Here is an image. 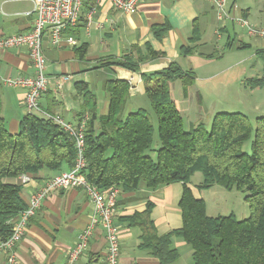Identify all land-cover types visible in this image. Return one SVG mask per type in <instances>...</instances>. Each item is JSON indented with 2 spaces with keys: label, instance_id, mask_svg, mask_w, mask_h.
I'll use <instances>...</instances> for the list:
<instances>
[{
  "label": "crops",
  "instance_id": "1",
  "mask_svg": "<svg viewBox=\"0 0 264 264\" xmlns=\"http://www.w3.org/2000/svg\"><path fill=\"white\" fill-rule=\"evenodd\" d=\"M226 8L232 10L235 16H244L254 26L259 27L264 23V0H226ZM33 9L34 4L30 1L0 0V37L29 31L34 20ZM162 25H169L170 28L158 40L154 27ZM196 26L200 29L201 41L194 44L191 38ZM63 36V42L58 47L53 44L50 34H45L43 48L47 58L49 87L40 103L47 112L58 114L73 124L80 121L79 115L83 111L82 96L77 93L76 83L88 84L98 99L100 114L106 115L109 98L103 90L104 82L114 79L128 81L131 89L125 108L126 116L143 108L141 100L146 95L141 75L165 69L172 63L196 74L195 84L188 96L183 95V98L188 101L194 91L199 90L197 104L201 111L207 105L206 91L211 90V81L218 76L236 73L226 82L221 80L220 84L224 85H216L213 88L215 94L221 96L226 86V94L245 98L242 99L243 113L251 121L255 122L257 117L264 116V87L250 90L244 84L246 79L264 77L263 63L255 55L256 50L264 49V38L249 36L246 29L231 21H219L216 9L209 1L148 0L139 6L136 13L125 14L115 10L111 0H85L78 24L66 28ZM68 38L74 41L69 43ZM232 42L233 47L229 49ZM239 42L251 47L238 50L236 46ZM148 45L162 52L163 56L141 63L138 72L119 66L99 68L101 61L124 55H129L136 62L140 56L147 54ZM183 46L194 47V53L183 56L180 53ZM207 55L214 57L207 58ZM33 75L34 68L26 48L0 50L1 112L8 131L13 135L19 132L20 122L28 114L23 105L25 90L9 86L4 80ZM200 82H204L203 91L198 87ZM176 83L170 84L172 95ZM247 91L255 95L249 94L248 97ZM237 102L239 104L241 100ZM219 108L209 110L211 118L221 112ZM179 110L183 119L193 114L189 107ZM193 110L195 114L200 111ZM191 125L195 124L191 122ZM57 174L59 172L43 170L37 176H31L27 184L22 183L21 177L7 182L23 185L22 198L28 204L31 194ZM189 186L196 198H203L197 185L190 183ZM182 193L181 183L162 186L154 191L141 186L133 193L121 192L117 201L119 214L116 217L120 234V264H160L158 258L140 248L141 230L130 226V222L124 218L144 212L148 202H152L151 218L158 235L164 236L183 225L179 207ZM208 212L207 207V214L212 216ZM93 220L94 204L83 190L67 189L53 193L30 219L22 241L16 246L13 264H66L68 253L76 246L82 232L93 226ZM171 243L179 253L178 260L172 264H194L190 245L177 237H173ZM106 249L105 230L101 225H95L87 250L73 264H106ZM10 258V254L1 253L0 264H12Z\"/></svg>",
  "mask_w": 264,
  "mask_h": 264
},
{
  "label": "trees",
  "instance_id": "2",
  "mask_svg": "<svg viewBox=\"0 0 264 264\" xmlns=\"http://www.w3.org/2000/svg\"><path fill=\"white\" fill-rule=\"evenodd\" d=\"M169 28V25L154 27L155 37L161 40ZM199 41L201 32L196 26L191 43ZM250 47L239 42L236 49ZM194 49L183 46L180 53L188 56ZM146 50L147 54L136 62L124 55L101 61L99 68L119 66L138 72L141 63L163 56L150 45ZM255 55L262 61L264 70V49L256 50ZM141 78L157 117V127L144 108L124 115L131 89L128 81L104 82L103 90L109 98L106 115L100 114L98 99L88 84H75L83 100L79 122L84 115L87 121L86 179L101 191L117 188L120 195L136 192L141 186L154 191L162 186L182 184L181 228L159 236L151 218L152 202H148L144 212L124 218L130 226L141 230L140 248L158 258L160 264H172L179 258L171 243L173 237L190 245L194 264H264V116L252 123L243 112L221 111L213 116L209 129L200 122L186 131L170 84L180 81L183 95L188 96L196 74L172 63L165 69L144 73ZM244 84L250 90L261 89L264 77L246 79ZM1 111L0 98V238L7 239L12 233L13 220L27 208L22 198L23 185L7 180L37 176L43 170L59 174L67 171L74 166L76 149L60 125L35 114H27L20 122L19 132L11 134ZM156 132L161 145L154 150ZM248 142L250 152L244 150ZM197 173L203 175V182L197 186L200 191L214 186L242 191L250 216L245 219L234 213L209 216L205 200L196 198L189 186Z\"/></svg>",
  "mask_w": 264,
  "mask_h": 264
},
{
  "label": "built area",
  "instance_id": "3",
  "mask_svg": "<svg viewBox=\"0 0 264 264\" xmlns=\"http://www.w3.org/2000/svg\"><path fill=\"white\" fill-rule=\"evenodd\" d=\"M10 1L32 2L34 4L32 12L34 20L29 31L14 36L0 37V50L26 48L34 68V75L6 78L4 83L25 90L23 105L28 114L42 116L63 128L74 141L76 159L71 169L54 176L41 189L31 194L27 208L13 220L11 235L7 239L0 238V254H10V262L12 264L15 263L14 252L16 246L22 241L30 219L41 209L45 200L56 192L67 189H81L94 204L93 226L101 225L105 230L107 241L106 264H120V234L116 225V217L119 214L117 201L120 196V190L112 188L111 190L101 191L90 184L84 175L87 168L85 158L86 117L81 122L73 124L58 114L47 112L41 107L40 103L43 94L49 87L47 58L43 48L45 34H50L55 46H61L64 39V30L78 24L85 0ZM146 1L148 0H111L114 9L125 14L136 13L139 6ZM206 1L214 5L219 21H231L237 26L246 29L249 36L264 38V23L257 27L252 25L244 16L233 15L232 10L230 11L226 8V0ZM88 20V25H90L91 15L88 16ZM73 41V38H68L69 43ZM21 181L23 184H27L30 181V177L23 175L21 176ZM93 226L85 229L79 236L76 246L68 253L66 264H73L85 253L92 236Z\"/></svg>",
  "mask_w": 264,
  "mask_h": 264
},
{
  "label": "rangeland",
  "instance_id": "4",
  "mask_svg": "<svg viewBox=\"0 0 264 264\" xmlns=\"http://www.w3.org/2000/svg\"><path fill=\"white\" fill-rule=\"evenodd\" d=\"M235 75L236 73H229L225 76H218L216 80L211 81L212 88L211 90L209 89L206 91L208 92V100H207V105L204 106V109H203L204 111H201L200 110L201 108L197 104V101L200 98V96L197 95L199 90L198 91L195 90L192 97L188 101H185L183 98L182 87L180 86V81H177L176 83L177 85L173 87L172 91H173V96L178 104V107L183 110L185 109V107H189L190 109H192L191 112L193 113L192 114L193 117L191 116L190 118H188V116H185L184 118V128L186 131L190 130L191 122L193 124L204 122L209 129L212 123V120H211L212 116L209 110H211L212 108L220 107L219 108L220 111H223V112H243L242 99L245 100V98H243L242 95L240 99L238 95L231 96L229 94H226L225 93L226 86L225 88H223L222 90L223 94L221 96L216 95L215 94L216 92L213 89L216 85H224V84H220L221 80L226 82L228 81L229 78H232ZM203 85H204V82L203 83L200 82L198 84V87L200 86L199 87L200 91H203V89L201 90ZM236 88L239 90V87H236ZM246 94H247L246 96L249 97L251 95V92L247 91ZM215 95L217 97H215ZM254 95L255 94H252L251 96H254ZM214 99L217 100V103L215 102ZM240 100H241V103L238 104L237 101L240 102ZM141 103H142V107L149 111L151 121L157 127V117L152 110L151 103L149 99L147 98V96L143 100H141ZM193 109H195V111L196 109L200 111H198L197 114H195ZM251 122L254 123L253 120ZM160 145H161L160 140L156 132L154 136L153 149L154 150L158 149ZM244 150L246 152H250V142L245 144ZM149 153L152 156L154 155V152H149ZM202 182H203V175L201 173H197L192 177L190 183L198 186ZM201 193L203 195V199L206 202V207H208V211H209L208 213L212 215L213 217H216L219 215H229L231 213H234L239 219H245L249 217L251 214L250 208L244 200L245 194L242 191H238L235 189L232 191H228L221 186H216L212 189L202 190Z\"/></svg>",
  "mask_w": 264,
  "mask_h": 264
}]
</instances>
